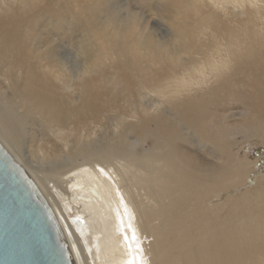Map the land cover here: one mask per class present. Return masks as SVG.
I'll list each match as a JSON object with an SVG mask.
<instances>
[{
    "label": "bare ground",
    "instance_id": "obj_1",
    "mask_svg": "<svg viewBox=\"0 0 264 264\" xmlns=\"http://www.w3.org/2000/svg\"><path fill=\"white\" fill-rule=\"evenodd\" d=\"M44 1L0 0V142L75 264H264V0H161L172 39L115 24L74 66L60 61ZM119 71L158 98L124 121L137 141L96 129ZM58 83L77 84L81 103L69 107ZM225 98L241 105L236 121L218 114Z\"/></svg>",
    "mask_w": 264,
    "mask_h": 264
},
{
    "label": "rangeland",
    "instance_id": "obj_2",
    "mask_svg": "<svg viewBox=\"0 0 264 264\" xmlns=\"http://www.w3.org/2000/svg\"><path fill=\"white\" fill-rule=\"evenodd\" d=\"M38 10L43 12L41 19L46 17L49 27H52L50 35L53 38L54 46L59 49L60 54L62 53L60 61H65L69 66H74L75 58L78 54L77 51L80 52L83 60L84 58L92 59L95 42L98 40L99 35L104 29L107 31L111 30L115 24L121 27V25L126 23H134L136 30H143L146 33L153 34V37L160 39L162 42L172 39L176 30L175 17L172 16L171 10L168 9L166 3L161 0H45ZM114 17L117 19L114 20ZM242 32H245V29ZM242 39L257 41L246 38V35ZM173 46H175V40H173ZM222 54L223 56L225 55L224 50ZM104 69H107V67H104ZM58 84H56L55 93L57 96L62 93V100L69 107L81 103L80 90L77 88V84L71 83L68 91L60 89L59 86L61 84ZM112 85L111 98L104 111L107 116L100 118V124H98L99 126L96 129L100 133L103 132V134L115 132L117 136L125 133L128 137L130 136L132 141H137V138L142 134L140 127L137 126V123L132 124V131L127 133L124 121L127 115L131 114V117L136 109L140 112V104L144 106L149 104L151 108H155L158 98L156 95L148 94L146 90H142L140 84L132 79L128 73L119 71ZM130 90L132 91L131 94L128 93ZM116 105L117 107H115ZM240 106L232 98H225L218 104V114L221 115L222 120L224 118L228 121H236L239 119L238 116L228 117V115L231 110L239 109L237 107ZM117 108H121V110ZM132 109L134 110L133 112ZM159 109L166 112L168 110L165 105H161ZM119 121L120 123L118 124ZM184 131L188 130L184 129ZM234 135L238 140H242L244 137L240 130L236 133L231 132V136ZM154 144L155 139L149 138L145 146L150 150ZM193 146L201 149L196 142L193 143ZM134 149L137 150L136 148ZM208 155L211 159L216 157L215 151L209 152Z\"/></svg>",
    "mask_w": 264,
    "mask_h": 264
},
{
    "label": "water",
    "instance_id": "obj_3",
    "mask_svg": "<svg viewBox=\"0 0 264 264\" xmlns=\"http://www.w3.org/2000/svg\"><path fill=\"white\" fill-rule=\"evenodd\" d=\"M0 264H75L53 209L1 142Z\"/></svg>",
    "mask_w": 264,
    "mask_h": 264
}]
</instances>
